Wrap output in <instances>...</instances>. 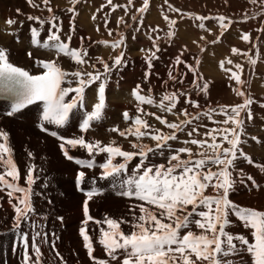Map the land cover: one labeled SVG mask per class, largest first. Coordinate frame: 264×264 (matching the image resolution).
Returning a JSON list of instances; mask_svg holds the SVG:
<instances>
[{
	"label": "snow or ice",
	"instance_id": "obj_1",
	"mask_svg": "<svg viewBox=\"0 0 264 264\" xmlns=\"http://www.w3.org/2000/svg\"><path fill=\"white\" fill-rule=\"evenodd\" d=\"M131 2L132 0H129V3ZM252 2L255 3L256 0H252ZM27 3L32 7H39L34 0H27ZM42 3L47 7L49 13L53 12L50 0H42ZM71 3L75 5L78 0H71ZM108 4L113 8L119 7L113 5L112 0H108ZM148 7L149 0H143V7L139 11L144 12ZM172 10L179 11V9ZM19 11L17 9L18 13ZM68 11L74 12L75 10L69 8ZM27 18L38 21L41 26L46 23L51 25L43 42L40 39L41 31L37 27L30 29L32 45L45 50L52 49L57 56L61 54L68 56L78 65L88 63L85 59L88 55L86 49L70 47L71 35H68L66 40H61L59 18L54 14L47 19L31 15ZM133 19L136 17L133 16ZM165 19L167 20L168 17L165 16ZM195 19L201 21L198 27L203 29L205 27L203 21L209 18L195 16ZM216 19L219 20L221 35H223L231 21H228L224 16H219ZM7 23L12 25L15 21L9 19ZM175 24V20L169 21L170 27ZM74 30L73 27L72 31ZM109 34L111 35V33ZM174 34L173 31L167 33L168 37H172ZM242 39L249 41V34L244 33ZM157 40H153V49L147 50L144 57L148 69L144 74L145 79L151 75L153 61L157 59L156 53L160 50ZM218 40L219 37L212 43H216ZM124 42V35L120 33L119 38L112 42L111 46L114 49L119 48ZM99 43L108 44L109 42L100 41ZM203 50L202 48L201 51ZM232 52L238 54L240 50L233 47ZM27 54L32 56L31 52ZM112 61L110 66L102 58H97V62L103 66V72L96 69L94 64L92 65L94 71L91 72L79 69L69 72L64 70L55 58L38 59L36 64L40 71L38 74H31L24 68L11 63L8 50L0 47V91L9 93L14 98L10 111L7 112L8 116H13L29 105L41 103L42 113L37 126L61 141L59 147L68 160L74 159L70 155L71 149H83L89 158L76 159V163L92 169L96 167L94 157L97 154L106 155L105 161L99 164V168L102 169L101 179L129 172L130 162L138 158L135 168L131 170L127 179L122 181L121 191L118 192V195L122 197L134 198L142 202L133 205L130 209L131 220L123 217L112 218L107 215L102 220L94 219L89 214V201L100 195V191L96 187H91L83 192L86 197L83 201L85 219L81 222L79 233L87 255L93 264H110V261H114L115 264H236L235 258H239V264H264V211L241 206L230 199V194L237 186V177H240V184H243L246 178L255 187H260L252 175L246 174L244 169L238 166L240 161L248 165H255L261 173H264V164L253 161L252 157L246 154L242 148V144L245 143L241 139L245 131L242 113L251 120L253 114L250 106L254 102L243 91L238 88L234 89L238 96L244 97L242 104L219 106L220 113H223L226 119L217 123L223 124L225 127L207 130L204 133L205 139L185 140L183 141L185 146L179 148H173L169 142L178 141V133L184 132L185 126L191 125L193 120H198L200 113L193 116L184 109L181 114L186 119L179 122H169L166 118L155 113H144L140 105H152L155 101L151 96L141 94L140 85H137L132 91V95L139 102L137 105L138 114L135 117H130L127 110L122 113L125 121H132L130 126L124 130L118 126L109 129V131L118 132L121 137H134L135 139L130 141L133 151L124 150L114 141L108 144H104L100 140L89 141L85 139L84 135L66 138L59 135L58 131H50L45 126L47 123L58 128L63 127L68 122L70 113L78 106L83 107L86 89L97 83V102L94 103L91 111L84 113L79 128L81 132H87L93 122L100 121L106 107L108 75L114 68H118L125 62L124 51L113 57ZM249 61L253 65L256 64V60L251 57H249ZM175 63L179 65L185 62L181 56H177ZM199 63L200 61L197 59L196 64L199 65ZM227 63L232 64V61L227 60ZM220 67L224 68V61H221ZM187 68L189 72L195 74L193 84L201 92L207 93L209 83L205 82L202 86L198 84L197 81L202 77L198 74L197 68L193 65H187ZM235 68L242 71L240 64H236ZM224 70L230 73L229 79L240 85L244 83L237 71H232L230 68ZM169 77L172 80L176 79L171 71ZM73 83H75V87L72 86ZM70 94L74 95L70 96ZM179 98L180 94L177 92L165 93L158 106L163 111L173 113ZM187 102L197 109L200 108L195 100L189 98ZM215 111L216 109L209 108L203 112V115L211 119ZM140 113L155 116V119L162 125H166L170 132L165 133L161 129L154 128L146 119L142 118ZM229 123L232 124L231 128L227 127ZM196 131L197 129L193 128L187 135L192 137ZM146 137L155 142L154 147L142 142ZM209 138L211 142H209ZM225 143L228 145L227 147L224 146ZM188 144L197 146L198 151L193 152L192 148L187 147ZM166 149L167 154L165 153ZM12 155L9 133L0 129V169H2L0 171V190H7L10 203L13 198L16 200V203L12 204L15 212L13 229L19 232L24 222H31L30 218L35 212L31 195L32 185L35 183L33 173L36 166L33 164L28 167L27 186L22 187L19 185L20 174ZM28 155L31 157L32 153L29 152ZM157 155L164 159L163 163L152 161L151 157ZM117 158H122V162H115ZM8 177L11 180L7 179ZM85 180V171H79L76 177L77 186L79 187ZM91 183L95 184L94 178ZM209 189L212 190L211 194H208ZM16 193L21 195H15ZM58 219L63 220L62 217ZM90 221L97 225L100 232L98 243L109 259L97 258L93 255V239L88 233ZM236 221L249 230V235L235 234L230 231ZM124 224L128 225L127 232L121 227ZM31 227L37 228L35 222H31ZM36 237H41L46 241L47 234L37 231L32 238L31 248L35 255V260H33L28 250V234H21L23 241L21 264H42V253L36 244ZM53 247H55L54 242ZM245 256L248 259H245Z\"/></svg>",
	"mask_w": 264,
	"mask_h": 264
},
{
	"label": "bare ground",
	"instance_id": "obj_2",
	"mask_svg": "<svg viewBox=\"0 0 264 264\" xmlns=\"http://www.w3.org/2000/svg\"><path fill=\"white\" fill-rule=\"evenodd\" d=\"M52 1L58 2V5H64V9L66 10L63 9V12L68 13L67 11L69 8L78 9V7L81 6L83 2L85 4L86 0H78V3H76L75 5L71 3V0H60V1L50 0V5L53 4ZM88 1L89 0H87V2ZM91 1L94 2L102 12L106 8L105 0H91ZM126 1L128 2L127 5L128 8L124 10L125 12H123L125 13L126 16L124 17V19H122V22H120L121 12L119 13V11H117L119 13L118 16L116 15L117 18L114 17L113 19L114 22H112V20L110 21L109 19L110 17L106 20H103L99 18L100 15H97L98 17L97 20L93 21L92 17L94 15H91L88 18L87 15L85 17V15L81 12L79 18L86 26H88L89 29L86 30L84 27H82L76 19H72L68 21L66 27H71V29L74 27L75 30L74 31L71 30L72 33L69 34L72 36V44L75 48H83V49H85L86 47V42L85 44H83L80 41L82 37H86L88 41H94L96 39V41L99 43L100 41H107L109 36L110 39L114 38V40H112L114 42L119 38L120 33L126 35L125 34L126 31L130 32L133 40L131 41L127 40L129 42L128 51L129 53H132V55L133 54L135 55L133 56V58L132 57L129 58L128 55L129 53L125 51V47H124L125 42L121 47L114 49L111 46L112 43L96 44L95 41V44L97 45L96 49L94 50L90 49V51L88 50L87 51L88 55L87 57H85L88 63L78 66L75 63V61H73L70 57L63 56V54L57 56L56 52L52 49L46 51L45 49L38 48L39 50L37 49L35 51H30L25 49L24 46L17 44L15 45L9 42L11 40L10 37L8 38V41H4V38L0 36V47H4L1 46L3 44L5 45L4 48H6L9 52V59L18 64H21L22 66H25L28 69L35 70L36 73H38L40 69L38 68L37 65H33L32 61L35 63L38 59L50 60L54 58L56 59V62L64 70L69 72L76 71L77 69L81 71L91 72L94 71L92 67L93 64L95 65L96 69H99L101 72H103V66L102 64L97 62V58H102L104 61L110 63L109 59L111 60L121 51H124L125 62L121 66L116 68V70L113 69L111 75L110 74L108 75V80L106 85V107L104 109L103 118L100 121L93 122L91 124L90 129L87 132H81L79 128V123L84 113L91 111L94 103L97 102L96 100L97 87H98V83H97L86 89L85 101L83 107L78 106L76 109H74L73 112L70 113L68 122L63 127L58 128L57 126L48 125L47 123H45V126L48 127L50 131L56 130L58 131L59 135H63L66 138H74L80 135H84L86 140L89 141L100 140L104 144H108L114 141L116 145L122 146L123 149L126 151L134 150L130 144V141H133L135 139L134 137L131 136L127 138L121 137L118 134V132L109 131V129L113 128L114 126H118L121 130H124L130 126L132 121L131 120L125 121L123 119L121 113H123L124 111L127 110L129 112L130 117H135L138 114L137 105L139 102L132 95V91L134 88H136L137 85H140L141 89L144 87L146 91H148V93L146 94L141 93L142 95L151 96L155 100L156 93L158 92V88H159V84L157 83L158 81L161 82L164 80L165 81L170 80L169 77V72L171 71L170 65L173 61L168 62L167 65H161L160 66L161 68L159 70L155 67H152V69L150 70L151 75L147 79H145L144 74L145 71L148 69H147L146 61L144 57L141 55L144 51L142 50L140 51V46L145 45L144 42L148 40L146 41L148 43L147 45H149L150 49L153 48V43H151L153 38L149 39V37H152L151 35L153 34L150 33L149 28L155 30L156 32L158 31L161 34V39L157 36L160 39L158 45L159 47L162 46L161 50H163V52H166L165 54L167 57L168 54L170 53L167 45L168 39L165 38L166 36H168L167 33L170 31L168 29L169 25L166 23L169 21L163 18L165 17L164 15L167 12L166 10L168 8H166V6L163 5V2H161V4L160 1L156 2L158 5L157 12L155 8H152L155 10V16L152 15L153 11L150 12V15L143 16L145 17L144 19H145L146 27L140 28L139 31L134 33V31L136 30L135 22L137 21V17L135 15L138 12L137 11L138 3L136 4L134 3L135 5H133L132 2H137V0H132L131 3H129V0ZM119 2L117 1L116 4H121ZM55 7H57V5ZM90 11L91 10H89V12ZM176 12L178 13V11ZM133 16H135L136 19H133ZM179 17L180 15L177 14L171 20L176 21ZM138 18L141 19L140 17ZM186 21L188 22L193 21L192 23L190 22V24L187 22V24L189 25V27H191L190 30H192V33L194 34V36H191L190 38H186L185 40L186 44L193 50L198 51L200 50V47L203 46L204 43H206V40L209 39V36L212 35V33L208 34L210 32L209 30V32L207 31L206 36L201 34L199 32L200 30L198 29V25H197L200 23V21L195 19V17L193 18L191 17L190 20H186ZM194 22L197 24H194ZM149 23L151 24L153 23V25ZM154 23L157 24L154 25ZM139 24H141V22ZM6 25L7 24H5V26ZM211 25L212 24L211 23L209 24L208 22V26ZM71 31L69 30V32ZM109 33H111V35ZM110 36L113 38H111ZM233 36L234 34L232 33L231 37ZM135 38H137L136 41H134ZM64 39L66 40L67 37H65ZM237 44L238 43H236V41L234 40V44L231 45L232 48L236 47L237 49L240 50L241 53L248 52L245 48H243L244 47L243 44L242 45L239 44V46ZM73 46L70 44V47ZM181 46H183V44H181ZM224 46L225 45L223 44V47ZM241 46L242 48H239ZM99 47H101L102 49L97 51ZM223 47H220V49L228 50V48H226L227 46H225L224 48ZM228 51L234 54L232 52V49ZM29 52L32 53L31 57L27 54ZM253 55L254 56L252 57H254V59L256 60V64H259L258 69L254 67L251 68L250 70H248L249 67L246 69L247 66H244L243 63H241L242 60L232 62V64H228L227 61L225 60L224 68H221L220 67L221 60L214 61L215 60L214 59L213 61L204 62L202 65L203 68L201 70H204L205 73H209L212 78L224 79L221 83L223 85L222 87L228 88L229 85L228 82H226V80L229 79L230 73L225 72L224 70L225 68H230L232 71H237L240 75H242L241 77L242 80H244L248 76L251 77V75H255V74L256 75L261 74L264 76V60L261 59V57L264 56V52L262 53V50H259L258 52H254ZM174 57L175 58L173 59H176L175 55ZM236 64H240L242 66V71L237 70L235 68ZM244 71H246L245 74H242ZM188 74L190 79L194 78V77L192 78L193 76L192 73L191 74L188 73ZM111 76H113L114 78L113 77L111 78ZM69 79L72 78L69 77ZM205 82H206L205 78L202 77V79H200V83L203 85V83ZM208 83L211 82L208 81ZM72 86L75 87L76 86L75 83H73ZM211 86L212 85H209V88ZM262 86L264 87V85ZM237 88L240 91H243L246 95L250 96L251 98L253 97L252 93L250 92V89L247 88L245 83H243L242 85L238 84ZM242 88L245 90H242ZM193 89L191 88V90ZM71 95L74 94H70V96ZM190 95H188V97ZM216 96L218 97V95ZM236 97H238V95ZM189 98L195 101L197 99L202 104H208L210 108L218 107L217 101L211 100L209 97H207V94L203 92H201L200 94L198 92V95L193 93V95H191V97ZM262 99L264 100V97H262ZM157 103L158 102L151 105L153 110L151 111V113H155L156 115L159 114L157 113L158 110ZM144 105L145 104L140 105L143 108V110L144 108H146ZM188 107L189 110L193 109L191 105H189ZM6 108H7L6 104L0 103V111L5 110ZM205 111L207 110L188 111L193 116H195L199 112L200 118L198 120H193L191 125L185 126V134L181 133L182 138H186L188 140L192 138L205 139L206 137L204 136V133L207 130L214 129L217 127H225L223 124L220 123L218 124L212 123V121L214 120H216L217 122H221L224 119H226L225 116H223L222 113H220L219 109H216V111L212 114L211 119H208V117L203 115V112ZM41 113H42V104L28 107L27 109H25V111L20 113L19 117L18 116L6 117L1 115L0 113V129H3L9 133V145L13 150L12 158L19 170L20 186L22 187L27 186L26 175H27L28 167L33 164L36 166L33 173L35 178V183L32 185V195H31V201L35 209V212L32 214L30 221L35 222L37 227L38 224L36 220L40 221V223H42L41 230L43 231H44L43 225L46 221H51V222L55 221V229H53V227L49 229L50 232L52 231L50 238H52V242L56 241L57 243V240L59 241L57 247H59L60 252L64 255V259H62L63 260L62 264H65V262L66 264H93V261L87 255V250L84 248V242L79 233V229L82 226L81 222L85 219L83 215V201L86 197L83 194V192L85 190L86 191L89 190L91 187H96L100 191V195L95 196L93 200L89 201V214L92 217H94V219L102 220L105 217V215H107L112 218L119 219L123 217L124 219L131 220L132 212L130 211V209L132 208L133 205L142 202L134 198L122 197L118 195V192L121 191L122 181L127 179L128 175L131 174V170L135 168V164L137 163L138 158L137 160L130 162L129 172L121 173L119 176L109 177L107 179H101L100 173L102 169L99 168V164L105 161L106 155L97 154L94 157V162L96 164V167L92 169L82 167L81 165L75 163L73 160H68L63 155L59 147L61 141L58 140L56 137L51 136L49 133L42 131L37 126L40 123ZM162 113H163L162 117L166 118L169 122H179L180 120L186 119V117L183 114H181L182 111H176L173 113H168V112H162ZM140 114L142 115V118L146 119L148 123L152 125L154 128L161 129L165 133L170 132V130L166 127V125H162L159 121L154 120L155 117H153V115H145L143 113ZM152 118L153 120H151ZM227 127L231 128L232 124L229 123ZM246 127L247 126L244 124L245 131H244V135H242L241 137V139L245 141V143L242 144L243 151L249 156H251L253 161L260 164H264V127L263 129L260 130H253L251 128H246ZM193 128H196L197 131L193 134L192 137H189L187 133L192 131ZM258 131L260 132V134H256L259 133ZM253 137H256V139H253ZM217 139L219 140L220 138L218 137ZM142 142L149 144L153 147L155 146V142L148 137L144 138ZM209 142H211L210 138H209ZM170 144L173 148H178V146L179 147L185 146L183 144L177 146L175 141H171ZM224 146L227 147L228 145L225 143ZM187 147L192 148L193 152L198 151V147L195 145L188 144ZM29 152L32 153L31 157L28 155ZM165 153L167 154V149L165 150ZM70 155H72L73 157L78 155L81 156L82 159L89 158L87 152L80 148L71 149ZM151 159L154 163L164 162V159L162 157H159L158 155L151 157ZM115 162H122V158H117ZM238 166L240 168H243L246 174L252 175L253 178L257 181V183L260 185V187L259 188L255 187L251 183V181H247L246 178L244 179V183L240 184L239 183L240 177H237V181H238L237 186L235 190L230 194V199L241 206L252 207L264 211V173H261L255 165H248L243 161H240ZM81 170L85 171L86 180L83 184H81L78 187L76 183V177L78 172ZM0 171H2V169H0ZM93 178L95 179L94 185L91 183ZM7 179L11 180L10 177H8ZM211 193L212 190L209 189L208 194ZM15 195H21V194L16 193ZM15 203L16 200L14 198L11 200V203L9 202L7 190H0V254L3 255V257L4 254L8 255V260H9L8 264H21L22 253H23V241L21 240V234L27 233L29 239H32L35 236L34 230L31 227V222H24L21 225V229L19 232L13 229V219L15 216V212L12 207V204ZM60 216L63 217L62 221H58V217ZM64 224H65V228H63ZM121 227L126 232L128 231L127 224L121 225ZM36 229H39V227L35 228V230ZM230 231L235 234L249 235V230L244 228L243 225L240 224L238 221H236L235 226L232 227ZM88 233L90 235L95 236V239L92 238L94 245L93 255L97 258L109 259L102 246L99 245L98 243L100 237V232L98 230V227L91 221L88 224ZM31 244L32 241H29L28 250H29V254L33 257V260H35V255L31 248ZM36 244L39 246L41 243H39L36 240ZM41 253H42V257H41L42 264H51V262L53 263L55 262V260L51 258L49 254H47L46 249L45 250L41 249ZM14 258L16 260H14ZM57 259L59 261V257H57ZM235 259H236V264H239V258H235ZM245 259H248V257L245 256ZM114 263H115L114 261H110V264H114Z\"/></svg>",
	"mask_w": 264,
	"mask_h": 264
},
{
	"label": "rangeland",
	"instance_id": "obj_3",
	"mask_svg": "<svg viewBox=\"0 0 264 264\" xmlns=\"http://www.w3.org/2000/svg\"><path fill=\"white\" fill-rule=\"evenodd\" d=\"M112 1H113L112 2L113 5H118L119 7L113 8L111 5L108 4V0H105L106 8L102 12V11H100V9L96 6V4L94 2H92L91 0H89L87 2V0H86L85 4L83 2L82 5L79 6L80 8L79 7H78V9L74 8V10H75L74 12L67 11L68 13L63 12L64 5H58V2L52 1L53 4H51L50 6L52 7L53 12L49 13L47 10V7L42 3V0H34V2L39 5V7L30 6L27 3V0H0V18H1L0 23H2V24H0V27L1 26L5 27V28H2V27L0 28V36L4 38V41H8V38L10 37L11 40L9 42H11L12 44L21 45V46H24V48L27 50L35 51L38 48L41 49V47L34 46L31 44L30 29L32 27H37L41 31L40 39H41V42H43L47 37L48 29H49V27H51V25H50V23H46L45 25L41 26V25H39L38 21L29 20L27 18L29 15L38 16L41 19H47L51 15L54 14L56 17L59 18L58 23H59V26L61 28V32H60L61 40H65L64 38L72 33L71 27H66V24L68 23V21H70L72 19H76L78 21V23L82 27H84L86 30L89 29L88 26H86L81 21V19L79 18L81 12L85 15V17L87 15L88 18H89V16L94 15L92 17L93 21L97 20V18H98L97 15H100L99 18L106 20L110 17L109 18L110 21L112 20V22H114L113 21L114 17L117 18L118 14L120 12H121L120 17L124 19V17L126 15L123 12H125L124 10H126L128 8L127 7L128 2L126 0H121V1L120 0H116V1L112 0ZM117 1L118 2L120 1L119 3H121V4H116ZM159 1H160V4H161V2H163V5H165L166 8H168L166 10L167 12L164 15V16L169 17L167 19L168 21L173 19V17H175L177 14H179L180 17L176 20V24L174 26H172L170 28L168 26V29L175 33L172 37H168V36L165 37L166 39H168L167 45H168V50L170 52L168 54V57L165 54L166 52H163V50H161V48H162V46H161V47H159L160 50L156 53L157 59H155L153 61V67L157 68L158 70L161 68L160 67L161 65H167L168 62L173 61L170 65L171 66V72L177 79V80L176 79L175 80L170 79L167 81L164 80L161 82L158 81L157 84H159V88H158V92L156 93V97L154 100L155 103L158 102L157 103V109H158L157 113H159V114H157V115L162 117V114H163L162 112H166V111L161 110V108L158 105H159L163 95L165 93H168V92H177L178 94H180V98H179V101L177 103V107L173 110V112L182 111L184 109H186L187 111H192V110H208L210 108L208 106V104H202V103H200L199 100L196 99L197 103L200 105V108L197 109L194 106H192L193 109L189 110V107H188L189 103L187 102L189 97H191V95H193V93L198 95V92L200 94L201 91L194 84H192L193 80L195 79V74L188 71L187 65H193L194 67L196 66L198 74H200L201 77L205 78L206 82H208V81L211 82V83H209V85H212V86L209 88V90L206 94H207V97H209L211 100L217 101L218 107H215L214 109H219V106H221V105L235 106L237 104H242L244 97H241V96L236 97L237 94L234 91V89H237V85H238L236 82L234 83V81H232L231 79L226 80V78H225L226 82H228L229 87L223 88L222 87L223 85L221 83L224 79L212 78L209 73H205V71L201 70V69L203 68L202 65L204 62L213 61L214 59H215L214 61L232 60V62L242 60L241 63H243L244 66H247L246 69L249 67L248 70H250L253 67L256 69L259 68V64L253 65L250 63L249 57L254 59V57H252V56H254L253 53L258 52L259 50H262V53L264 52V0H256L255 3H253L252 0H149V7H148L149 10H146L144 12L139 11V9H141L143 7V5H142L143 0H137V2H132L133 5L138 3V6H137L138 12L135 15L137 17L138 24L136 21L135 22L136 30L134 31V33L139 31L140 28L146 27L145 19H144L145 17H143V16L150 15V12H152V11H153L152 15L155 16V10H156V12L158 10V5L156 2H159ZM169 1H171V2H169ZM125 3H126V5H125ZM54 5L55 6L57 5V7H55ZM152 8H155V10ZM17 9L20 10L19 13L17 12ZM172 9H179V11L177 13L176 11H173ZM64 10H66V9H64ZM76 10H77V13H76ZM89 10H91V11L89 12ZM117 11H119V13ZM193 13H194V15H193ZM195 16L208 17L209 19H206L203 21V23L205 24V27L203 29L198 27V29L200 30L199 32L201 34H203L204 36L207 35V31L209 32V30H210V32L208 34L212 33V35L209 36V39L206 40V43H204L203 46H201L200 50H198V51H195L192 48H190L186 44V41H185L186 38H190L191 36H194V34L192 33V30H190L191 27H189V25L187 24L188 21H186V20H190L191 17L193 18ZM219 16H224L227 18L228 21H231L229 28L223 32V35H221V28H220L219 20L216 19ZM138 17H140L141 19H139ZM161 17H163V16H161ZM163 18H165V17H163ZM9 19L14 20L15 23L12 25H9L7 23V21ZM146 19H147V17H146ZM151 21H153V20H151ZM140 22H141V24H139ZM190 22L192 23L193 21H190ZM190 22H188V23L190 24ZM208 22H209V24L211 23L212 25L208 26ZM81 23H83L84 25ZM90 23H91V21H90ZM166 23L169 25V22H166ZM5 24H7V25L5 26ZM149 24H151V23H149ZM156 24L157 23H154V25H156ZM194 24H197V23L194 22ZM138 25H140V26H138ZM151 25H153V23ZM197 25H199V24H197ZM163 27H164V25H163ZM69 30L71 32H69ZM149 31L151 34H153V35H151L153 40H157L158 37L161 39V34L158 31L156 32L155 30H152L151 28H149ZM200 33H197V34H200ZM232 33L234 34L233 37H231ZM244 33L249 34V36H250L249 41H244L242 39V35ZM125 34L126 35H124V39H125L124 47H125V51L127 53H129V51H128L129 42L127 40L131 41V40H133V38L131 37L130 32L126 31ZM91 37H93V36H91ZM154 37H155V39H154ZM217 37H219L218 42L212 43V41L217 40ZM111 38H113V37H111ZM159 38L157 40L158 44L160 42ZM94 39H95V37H94ZM112 40H114V38L110 39L108 36L107 41L109 43H112L113 42ZM136 40H137V38L134 39V41H136ZM142 40H144V39H142ZM153 40L151 41V43H153ZM234 40L236 41V43H238L237 44L238 46H239V44L244 45L243 48H245L248 51V52H245V53H247V55H244V53H241V52L238 54H232L228 51V50L232 49L231 45L234 44ZM80 41L83 44H85V42H86L85 49H87V51L88 50L90 51V49L91 50L96 49V46H97L96 44H99L96 41V39L94 41H88L86 39V37H82L80 39ZM95 41H96V44H95ZM146 41H148V40H146ZM146 41L144 42L145 45L140 46V51L141 50L144 51L141 54L143 57H145V55L147 54V50H150L149 45H147L148 43ZM70 44L73 46L72 40L70 41ZM181 44H183V46H181ZM223 44L225 46H227L226 48H228V50L220 49V47H223ZM1 46L5 47L4 44ZM230 46H231V48H230ZM71 48H75V47L73 46ZM202 48L204 49L203 51H201ZM239 48H242V46ZM100 49H102V48L99 47L97 49V51H99ZM184 49H186V51ZM46 51H48V50H46ZM24 54H26V53H24ZM128 55H129V58L130 57L133 58V56H135L134 54L132 55V53H129ZM174 55L176 57L181 56V59L185 63L177 65L175 63V59H173V58H175ZM218 55L220 58L218 57ZM63 56H65V55H63ZM136 57H139V56H136ZM197 59L200 61L199 65L196 64ZM261 59L264 60V56H262ZM109 61H110L109 65L111 66L113 61H112V59L111 60L109 59ZM35 63L32 61V64H35ZM35 65H37V64H35ZM78 66H80V65H78ZM114 69L116 70V68H114ZM245 72L246 71H244L242 74H245ZM188 73H190V74L192 73V75H193L192 78L193 77L194 78L190 79ZM110 75H111V73H110ZM112 77L113 76H111V78ZM241 77H242V75H241ZM243 81L246 84L247 88L250 89V92L252 93V96H253L252 99L254 98L253 99L254 102L250 106L251 112L253 114V118L251 120H249V119H247V116L244 113H242V116L244 117V124L247 126L246 128H251L253 130L263 129V127H264V100L262 99V97H264V87L262 85H264V76L261 74H257V75L255 74V75H251V77L248 76ZM197 83L202 86V84L200 83V79L198 80ZM191 88L192 89L194 88V89L191 90ZM242 90H245V89L242 88ZM141 93L146 94V93H148V91H146V89L143 87L141 89ZM188 95H190V96L188 97ZM216 95H218V97ZM257 98H259V99H257ZM165 104H167V102H165ZM144 106L146 107V108H144V113H151V111H153L151 105L145 104ZM222 115L225 116L223 113H222ZM153 117H155V116H153ZM225 118H226V116H225ZM151 120H153V118ZM154 120H156V119H154ZM212 123L218 124L216 120L212 121ZM182 134H185V131L182 132ZM182 134L179 133V135H178L179 139H178V141H175L177 146L180 144L184 145L183 141L188 140L186 138H182ZM256 134H260V132L256 133ZM178 148H179V146H178ZM36 221H37L39 229L35 230L33 228L34 234H35V231L36 232L41 231L42 234L43 233L47 234V240L46 241H44L41 237L36 238V240L39 243H41L39 245L40 249H42V250L46 249L47 254H49V256L55 260V262L54 263L51 262V264H58V263L62 264L63 263L62 259H64V255L60 252L59 247H57L59 244V241L57 240V243H56V241H54V244L56 243L55 244L56 247H53L52 238H50L52 231L50 232L49 229L51 227H53V229H55V221H52V222L46 221L43 225L44 231L41 230L42 223H40V221H38V220H36ZM47 222L49 223L48 228L46 227ZM90 236L93 239H95V236H93V235H90ZM29 241H32V239H29ZM57 253H59L60 256L57 255ZM57 257H59V261H58ZM7 260H8V255L4 254V257H3V255L0 254V264H4V263L8 264L9 260L8 261ZM14 260H16V259L14 258Z\"/></svg>",
	"mask_w": 264,
	"mask_h": 264
}]
</instances>
